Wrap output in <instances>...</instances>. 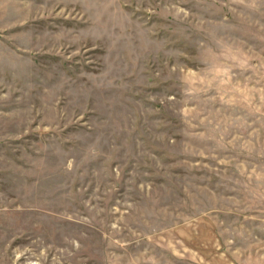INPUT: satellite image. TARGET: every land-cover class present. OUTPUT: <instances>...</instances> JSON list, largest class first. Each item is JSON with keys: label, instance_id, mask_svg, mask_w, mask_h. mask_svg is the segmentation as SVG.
Wrapping results in <instances>:
<instances>
[{"label": "rangeland", "instance_id": "374dc122", "mask_svg": "<svg viewBox=\"0 0 264 264\" xmlns=\"http://www.w3.org/2000/svg\"><path fill=\"white\" fill-rule=\"evenodd\" d=\"M0 264H264V0H0Z\"/></svg>", "mask_w": 264, "mask_h": 264}]
</instances>
